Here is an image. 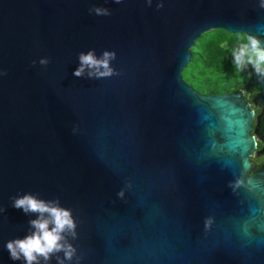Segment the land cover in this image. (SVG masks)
<instances>
[{
	"label": "water",
	"instance_id": "water-1",
	"mask_svg": "<svg viewBox=\"0 0 264 264\" xmlns=\"http://www.w3.org/2000/svg\"><path fill=\"white\" fill-rule=\"evenodd\" d=\"M262 5L0 0V264H22L6 243L31 231L11 200L28 193L71 211L65 264H264V167L250 175L242 98L258 86L264 106V78L212 95L183 78L207 32L264 43ZM90 51L116 53L112 76L74 75Z\"/></svg>",
	"mask_w": 264,
	"mask_h": 264
},
{
	"label": "clouds",
	"instance_id": "clouds-1",
	"mask_svg": "<svg viewBox=\"0 0 264 264\" xmlns=\"http://www.w3.org/2000/svg\"><path fill=\"white\" fill-rule=\"evenodd\" d=\"M115 2L120 3L121 0ZM92 11L97 15H110L107 9L95 8ZM115 58V52L105 51L102 58H97L94 51L80 53V66L74 75L82 77L85 71L89 70V78L110 77L114 72L110 62ZM49 62L46 58L39 61L45 66ZM233 62L240 69L251 65L256 74L264 78V43L250 38V43L234 50ZM11 200L15 209L36 218L29 221L31 231L24 238L6 243L10 258L13 261H22V264H41V261L43 264H50L53 257L56 258L57 264L71 262L76 256V248L70 240L77 238V225L71 211L62 207L58 199L46 201L31 193L14 196Z\"/></svg>",
	"mask_w": 264,
	"mask_h": 264
},
{
	"label": "trees",
	"instance_id": "trees-1",
	"mask_svg": "<svg viewBox=\"0 0 264 264\" xmlns=\"http://www.w3.org/2000/svg\"><path fill=\"white\" fill-rule=\"evenodd\" d=\"M246 35L217 29L203 34L191 50L192 57L183 78L196 91L205 95L235 93L256 73L251 65L238 68L233 52L248 44Z\"/></svg>",
	"mask_w": 264,
	"mask_h": 264
},
{
	"label": "flooded vegetation",
	"instance_id": "flooded-vegetation-1",
	"mask_svg": "<svg viewBox=\"0 0 264 264\" xmlns=\"http://www.w3.org/2000/svg\"><path fill=\"white\" fill-rule=\"evenodd\" d=\"M259 94L260 88L252 86L242 95L243 100L255 113L251 134L255 136L257 145L252 157L254 167L250 175L259 172L264 167V106L257 100Z\"/></svg>",
	"mask_w": 264,
	"mask_h": 264
}]
</instances>
